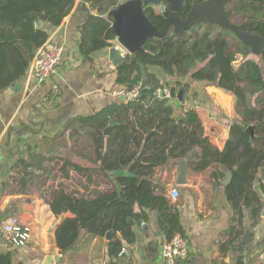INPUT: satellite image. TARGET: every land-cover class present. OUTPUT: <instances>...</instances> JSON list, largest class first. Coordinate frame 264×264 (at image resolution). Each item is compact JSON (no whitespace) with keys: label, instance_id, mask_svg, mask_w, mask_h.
<instances>
[{"label":"trees","instance_id":"16d2710c","mask_svg":"<svg viewBox=\"0 0 264 264\" xmlns=\"http://www.w3.org/2000/svg\"><path fill=\"white\" fill-rule=\"evenodd\" d=\"M203 1L186 0L180 18H187L194 3ZM74 3L75 0H0V92L25 79L36 51L48 40L49 32L40 23L59 26ZM87 3L98 14L91 13ZM120 5L121 0L83 3L89 14L80 26L79 50L86 60L92 62L96 52L113 46L117 34L111 11ZM163 5L145 6L147 17L159 30L170 15L167 4ZM226 10L232 23L264 37V0H230ZM252 53L253 47L242 42L233 31L203 20L182 33L171 27L163 36L148 38L143 51L125 55L116 68V83L131 88L145 81L139 100L113 102L93 116L78 119L84 131H71L67 137L78 143L83 136V144L76 151L90 161L88 166L68 156L50 158L63 160L60 171L66 179L73 169L87 176L88 184L97 175L104 178L114 175L116 182L102 190L88 192L85 187L84 193L60 183L51 192L53 213L73 215L64 217L55 230L61 253L77 249L83 232L103 237L114 228L121 237L110 241L109 254L117 257L124 243L129 248L136 242L135 224L150 221L152 212L165 238L171 239L176 234L186 236L177 205L155 178L159 167L178 165L184 160L191 172L209 171L217 184L227 175L224 168L231 172L225 190L234 211V225L229 229L230 238L220 248L223 254L237 253L234 264H245L241 241L245 210L249 211L253 225L260 221L264 210V201L254 186L261 175L264 193V73ZM239 54L243 59L238 63ZM260 55L264 62V49ZM153 67L161 70L165 78L151 70ZM200 83L219 87L234 97L237 117L230 125L224 149L206 135L196 108L183 104L191 92L199 96L194 84ZM171 86L184 91L183 100H176L178 106L172 97L157 94L159 89ZM249 125L255 127L254 136L246 130ZM85 150L90 153L85 154ZM38 156L32 154V159ZM30 166L28 160L21 159L15 168L20 167L27 176H33L40 188L56 175L54 166L44 167L49 173L46 178L29 170ZM120 171L127 173L115 174ZM155 246H151L152 252L156 251ZM0 264H15L13 253H0Z\"/></svg>","mask_w":264,"mask_h":264},{"label":"crops","instance_id":"0c3cea01","mask_svg":"<svg viewBox=\"0 0 264 264\" xmlns=\"http://www.w3.org/2000/svg\"><path fill=\"white\" fill-rule=\"evenodd\" d=\"M85 1L75 0L70 14L57 27L40 23L49 32V38L65 47L57 73L42 84L28 82L26 76L17 82L21 86H11L0 92V253L12 252L15 264H44L48 257L53 259L52 264H166L162 250L165 237L159 231L154 212L151 213L150 221L135 224L137 239L129 247L131 256L128 259L120 255L111 257L109 254V243L121 237L119 232L112 240H108L106 235L99 237L83 232L77 249L66 254L61 253L57 246V226L53 228L54 224L59 218L62 221L66 216H73L71 213L56 216L51 210V192L58 184L64 183L71 190L84 193L85 187L89 192L110 188L116 183L114 175L105 178L97 175L93 177L94 182L88 184L87 176L73 169L69 170L70 178L66 179L60 171L63 160H50L53 155L68 156L63 151L73 146L72 153L75 155L68 157L88 166L90 161L76 151L78 147L74 144L77 142L69 139L67 134L80 131L82 123L78 119L81 117L93 116L113 102L122 103L114 95V91L119 88L116 83L117 65L110 61L109 48L96 52L92 62L80 53V26L88 18V9L98 14L97 10L89 8L88 3V9L85 10ZM128 1L121 0V4ZM113 45L121 47L117 39L113 40ZM123 53L126 55L128 51L124 50ZM151 70L165 78L158 68L153 67ZM194 87L198 88L199 96L195 97L191 92L192 95L183 104L196 108L206 135L216 146L224 149L230 125L237 117L234 97L214 85L200 83L194 84ZM174 99L173 103L176 102ZM179 111L176 110L177 113ZM77 144L81 147L83 142L79 140ZM88 153L85 150V154ZM32 154L39 156L33 160ZM21 159L28 160L29 165H32L29 170L40 173L42 178L49 177L44 167L54 166L56 175L49 177L45 186L40 188L33 176H27L20 167L15 168ZM181 162L174 166L159 167L155 177L167 191L173 186L180 191L178 200L174 201L168 196L178 207L190 248L188 258L179 264H234L237 253L223 254L220 248V244L230 238L229 229L234 225V211L225 186L217 184L209 171L195 173L188 166V183L178 185L176 179ZM33 163L37 166L33 167ZM224 171L229 172L226 168ZM126 173L120 171L115 174ZM57 178L63 180L58 184L52 183ZM79 179L83 180L81 184L78 183ZM254 186L264 201L261 175L255 180ZM13 215L33 227V239L26 246L11 244L2 229L3 220ZM244 225L241 241L245 264H264L263 212L260 221L253 225L249 211L245 210ZM151 246H155V252L151 251ZM56 257H60V260L55 261Z\"/></svg>","mask_w":264,"mask_h":264},{"label":"water","instance_id":"95a60500","mask_svg":"<svg viewBox=\"0 0 264 264\" xmlns=\"http://www.w3.org/2000/svg\"><path fill=\"white\" fill-rule=\"evenodd\" d=\"M230 0H204L201 3H194L190 10L188 17L180 18V13L183 10L186 0H130L121 4L118 8L111 11L114 17L113 27L117 34V41L121 45L109 47V58L114 65L121 63L127 50L130 54L143 51V45L148 38L163 36L171 27L177 32L182 33L193 25L205 20L209 23H216L223 28L233 31L236 36L244 43L253 47V50L264 44V37L251 34L243 30L239 25H236L230 20V12L226 10V6ZM167 4L170 15L167 17L166 24L162 30L157 29L149 20L145 13V6L153 5L160 6ZM145 84V81L142 85ZM21 86L19 83H14L13 88ZM170 95L172 98H177L182 101L184 98V91L176 92V87L171 86ZM182 116V114H180ZM254 125L247 127V132L254 136ZM187 165L184 161L181 162L180 170L177 175L176 183L184 185L188 183L187 180ZM264 172V168L262 169ZM231 172H228L222 184L226 186L231 180ZM24 182V178L21 179ZM264 216V211H263ZM61 221L59 218L54 224L53 228ZM134 224V221H130ZM53 230V229H52ZM51 230V231H52ZM116 234L114 228L106 233V238L112 240ZM127 246V243H124ZM60 257H56L55 261H59ZM54 261L50 257L47 258L44 264H52Z\"/></svg>","mask_w":264,"mask_h":264},{"label":"built area","instance_id":"2783aa9c","mask_svg":"<svg viewBox=\"0 0 264 264\" xmlns=\"http://www.w3.org/2000/svg\"><path fill=\"white\" fill-rule=\"evenodd\" d=\"M65 47L62 43H58L48 38V40L36 51L34 58L31 61L27 81L31 83L42 84L48 78L53 76L59 70ZM241 54L237 55V60H240ZM141 84H137L131 88L119 87L114 91V95L119 98L122 103H131L139 100L141 96ZM161 97H171L169 88H161L157 91ZM168 196L172 200H178L180 191L176 187H171ZM144 224V222L142 223ZM2 229L7 240L14 246H26L33 239V227L29 223L20 220L19 216H8L2 222ZM120 234V233H119ZM121 235V234H120ZM163 257L166 264H179L185 261L189 255V243L185 236L176 234L171 239L164 238L163 240ZM123 258H130V250L125 246L120 254ZM140 264V263H136Z\"/></svg>","mask_w":264,"mask_h":264},{"label":"rangeland","instance_id":"374dc122","mask_svg":"<svg viewBox=\"0 0 264 264\" xmlns=\"http://www.w3.org/2000/svg\"><path fill=\"white\" fill-rule=\"evenodd\" d=\"M162 5H160V6H158V7H161ZM262 49H264V44H261L260 46H258V47H256L254 50H253V53L251 54V56L253 57V58H256L259 62H260V64H261V67H262V69H263V73H264V62H263V60L261 59V55H260V52H261V50ZM242 59H243V56L241 57V59L240 60H238L237 62L239 63V62H241L242 61ZM167 88H169V87H167ZM180 90H178V89H176V92L178 93ZM190 95H192V94H189L187 97H189ZM233 96V95H232ZM234 99V98H233ZM175 101L176 100H178L176 97H175V99H174ZM179 102H180V100H178ZM235 101V100H234ZM185 102V101H184ZM178 103L177 102H175V105L176 106H178L177 105ZM225 114L227 115V111L225 112ZM77 128H78V126H76ZM80 131L81 132H83L84 130H82L81 129V126H80ZM79 139H80V142L81 141H83V136H80L79 137ZM85 139V138H84ZM79 143V142H78ZM77 145V147L79 146L77 143H75L74 144V146H76ZM73 146H70L69 148H67L66 149V151H63L64 152V155H68V156H70V157H73L75 154L74 153H72V150H73V148H72ZM63 179L62 178H57L56 180H54L52 183H60L61 181H62ZM75 182V181H74ZM83 182V180L82 179H79L78 180V183L79 184H81Z\"/></svg>","mask_w":264,"mask_h":264},{"label":"flooded vegetation","instance_id":"af4514ba","mask_svg":"<svg viewBox=\"0 0 264 264\" xmlns=\"http://www.w3.org/2000/svg\"><path fill=\"white\" fill-rule=\"evenodd\" d=\"M164 7V6H163Z\"/></svg>","mask_w":264,"mask_h":264}]
</instances>
